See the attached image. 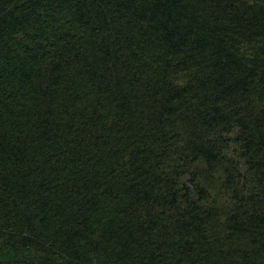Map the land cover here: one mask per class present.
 I'll use <instances>...</instances> for the list:
<instances>
[{
    "label": "trees",
    "instance_id": "obj_1",
    "mask_svg": "<svg viewBox=\"0 0 264 264\" xmlns=\"http://www.w3.org/2000/svg\"><path fill=\"white\" fill-rule=\"evenodd\" d=\"M0 264H264V0H0Z\"/></svg>",
    "mask_w": 264,
    "mask_h": 264
}]
</instances>
